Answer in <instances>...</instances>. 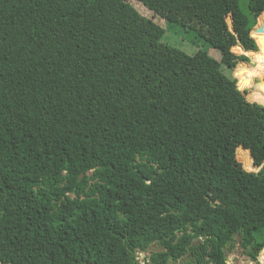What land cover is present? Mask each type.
Returning a JSON list of instances; mask_svg holds the SVG:
<instances>
[{"label": "trees", "instance_id": "trees-1", "mask_svg": "<svg viewBox=\"0 0 264 264\" xmlns=\"http://www.w3.org/2000/svg\"><path fill=\"white\" fill-rule=\"evenodd\" d=\"M137 1L203 23L220 58L163 42L128 0H0V264L264 249V55L232 51L258 50L264 0Z\"/></svg>", "mask_w": 264, "mask_h": 264}, {"label": "rangeland", "instance_id": "rangeland-1", "mask_svg": "<svg viewBox=\"0 0 264 264\" xmlns=\"http://www.w3.org/2000/svg\"><path fill=\"white\" fill-rule=\"evenodd\" d=\"M141 14L146 17L151 18L165 28V34L162 41L174 45L187 53L193 54L198 50H205L210 52L214 57L220 58V53L217 50L211 49L208 39L211 38L212 32L203 23L194 20L191 17L178 14V20L168 21L167 18L174 16L175 14L167 13L166 18L155 15L150 11L145 5L138 2L137 0H128ZM175 17V16H174ZM261 18V16L258 18ZM167 20V21H166ZM233 52L238 53L235 48L232 49ZM250 58V57H249ZM258 82H264V77L257 80ZM239 161H241L237 155ZM242 162V161H241ZM243 163V162H242ZM253 165V160H252ZM243 167L248 171H255L252 167L247 169L243 163ZM202 239L193 240V252L200 249V243ZM199 243V244H198ZM199 247V249H198ZM162 249L159 245L153 244L149 249L145 250L146 257H149L151 252L158 251ZM264 249L259 253L258 259L256 261L250 259L247 255L243 253V249L239 243V236H236L235 242H231L228 249H226L227 264H264L263 254ZM190 255H188L182 262L176 264H187V260ZM195 264V260L192 258Z\"/></svg>", "mask_w": 264, "mask_h": 264}, {"label": "water", "instance_id": "water-1", "mask_svg": "<svg viewBox=\"0 0 264 264\" xmlns=\"http://www.w3.org/2000/svg\"><path fill=\"white\" fill-rule=\"evenodd\" d=\"M261 16L264 18V14ZM263 26L264 25H259V21H258L257 24L253 27V29L251 31V37L255 39L257 46H258V50H245L241 45H236L233 48H239V49H243L246 52L261 53L262 55H264V35L261 34V31L263 30ZM244 55H246V54H244ZM249 59L250 58L246 55V59L244 61H242L241 63H239V65L243 64V63L245 64V66H243L242 69H247L249 66H251L253 64V62L250 61ZM238 66L234 72V76L237 77V79H238L237 86H238V89L241 90L242 82H249V78H245L244 81H242L241 79L238 78V76H237ZM257 84L259 86V89L262 92H264V82H258ZM186 254L191 255V253H189V252H187Z\"/></svg>", "mask_w": 264, "mask_h": 264}, {"label": "built area", "instance_id": "built-area-1", "mask_svg": "<svg viewBox=\"0 0 264 264\" xmlns=\"http://www.w3.org/2000/svg\"><path fill=\"white\" fill-rule=\"evenodd\" d=\"M136 259L138 260V264H146L149 261V257H146L145 250L143 249H137Z\"/></svg>", "mask_w": 264, "mask_h": 264}]
</instances>
